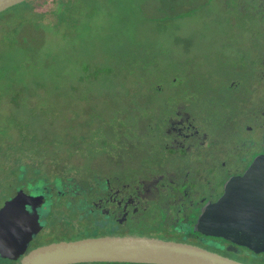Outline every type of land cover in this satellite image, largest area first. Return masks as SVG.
Returning a JSON list of instances; mask_svg holds the SVG:
<instances>
[{
	"label": "rangeland",
	"instance_id": "1",
	"mask_svg": "<svg viewBox=\"0 0 264 264\" xmlns=\"http://www.w3.org/2000/svg\"><path fill=\"white\" fill-rule=\"evenodd\" d=\"M257 2L29 0L1 12L0 129L18 140V123L22 121V131L38 129L35 136L39 134L42 139L30 144L22 139L15 141L14 151L18 153L13 152L12 158L32 160L42 157L38 154L43 150L49 152V158L69 157L78 162V174H85L93 184L98 180L103 187V178L97 175L104 168H113L105 162L107 159H97L94 154L79 165L84 161L83 151L70 150L67 154L66 140L73 148L87 146L86 142L78 144L77 139L82 132L79 122L86 112L91 116L103 110L104 125L113 122L105 129L111 136L113 117L118 124L129 120L131 130L143 127L138 115L146 114V101L166 95L170 103L189 104L195 118L214 132L209 126L225 115L226 101L250 96L257 88L260 93L264 91V80L257 75L264 62V18L259 7L255 8ZM24 19L35 22L18 34L16 28L22 27ZM17 21L21 23L14 27ZM86 94L105 101L88 102ZM56 136L54 146L52 138ZM0 138L1 147L5 139L2 135ZM30 146L40 151H27ZM41 168L46 169L44 165ZM18 180L30 191L39 185L38 178L30 180L26 174ZM59 181L56 178L52 183L65 185ZM12 190L5 177L0 182V205ZM73 200L69 192L57 194L58 203ZM52 208L47 201L43 212L51 211L43 224L49 232L44 231L40 241L65 234L51 217ZM153 208L159 209L153 202L149 213ZM149 222L153 226L157 218L151 216ZM242 260L264 263L248 256Z\"/></svg>",
	"mask_w": 264,
	"mask_h": 264
},
{
	"label": "flooded vegetation",
	"instance_id": "2",
	"mask_svg": "<svg viewBox=\"0 0 264 264\" xmlns=\"http://www.w3.org/2000/svg\"><path fill=\"white\" fill-rule=\"evenodd\" d=\"M257 6L263 19L264 0H258L255 8ZM257 75L263 82L264 62ZM259 91L257 88L250 96L245 94L226 101L225 115L209 126L214 132L197 116L195 118L188 109L189 104L170 103L168 95L146 101V114L138 115L143 127L131 130L129 120L118 124L119 120L112 116L115 121L112 136L105 129L113 122L104 125L103 110L91 116L86 112L79 122L85 139H80L78 144L86 142L87 146L73 148L66 140L68 148L65 150L67 154L70 150L83 151L84 161L79 165L94 154L97 159H107L105 162L113 168H104L97 175L103 178V187L97 184L98 180L93 184L85 174H78V162L74 163L69 157L49 158L48 155L42 160L22 162L18 157L13 159L12 153L17 151L8 149L7 140L11 136L4 131L2 136L6 142L0 147V182L7 177L13 190L4 196L0 205V264H25L33 252L50 244L108 236L164 239L200 246L242 262H246L243 256L262 262L264 251L241 243L245 237L253 238L254 231L233 228L225 234L217 228L235 226L233 211L239 208L220 201L229 185L247 176L264 157V91ZM85 97L88 102L105 101L100 96L86 94ZM161 102L162 108L156 109ZM21 139L30 144L28 138L19 137ZM40 139L38 134L35 140L39 142ZM56 145L57 136L54 138ZM56 151L61 150L57 148ZM161 156L162 159H157ZM66 172L69 173L65 175ZM25 174L30 180H39L32 191L26 190L24 182L18 180ZM56 178L65 185L55 186L52 182ZM20 192L24 196L20 206L23 220L12 205ZM65 192L71 193L74 200L58 203L57 194L62 196ZM247 200L242 196L243 203ZM47 201L53 207L51 217L65 234L40 241L44 231L49 232L43 224L51 211L43 212ZM153 202L159 209L153 208L149 213ZM151 216L157 218L153 226V222H149ZM246 219L248 223L254 217L247 215ZM67 264L159 263L99 259Z\"/></svg>",
	"mask_w": 264,
	"mask_h": 264
},
{
	"label": "water",
	"instance_id": "3",
	"mask_svg": "<svg viewBox=\"0 0 264 264\" xmlns=\"http://www.w3.org/2000/svg\"><path fill=\"white\" fill-rule=\"evenodd\" d=\"M24 1L26 0H0V13ZM256 163L247 176L239 177L229 185L227 194L220 201L239 208V211H233L235 226L221 225L217 228L225 234L233 228L239 231H254L253 238L249 240L245 237L241 243L257 251H264V157ZM242 196L249 200L243 203ZM23 197L20 192L12 201L21 220L23 210L20 206ZM247 215L253 216L254 219L248 220L247 223ZM205 232L210 233L208 230ZM99 259L159 264H250L200 246L140 236H108L54 243L33 252L25 264H67Z\"/></svg>",
	"mask_w": 264,
	"mask_h": 264
},
{
	"label": "trees",
	"instance_id": "4",
	"mask_svg": "<svg viewBox=\"0 0 264 264\" xmlns=\"http://www.w3.org/2000/svg\"><path fill=\"white\" fill-rule=\"evenodd\" d=\"M0 14H2V13H0ZM29 15H34V13H32V12H29ZM23 19V18H22ZM29 22H28V21ZM20 21V20H19ZM19 21H17V22H19ZM17 22H15V24H13V26L15 27V25H17V24H20V23H17ZM33 22H35L34 21V19H24L23 20V25H22V27L19 29L18 27L16 28V31H17V33L18 34H20V33H22L23 31H22V28H24V27H33ZM64 23V22H63ZM25 31V30H24ZM17 34V35H18ZM86 68V67H85ZM15 89H16V87H13L12 88V91H15ZM19 90L20 89H17V94L19 93ZM11 117H13V116H11ZM15 118V117H14ZM16 120H17V118H16ZM17 123H18V120H17ZM18 124H20V132H19V137H24V138H28L29 140V143H31V141H34V143H35V139L37 138V136L38 135H36L35 136V133L37 132V130H36V132H29L27 129H25V131H22V121H21V123H18ZM5 130H3V132H4ZM3 134V133H2ZM1 134V135H2ZM10 136H11V133H10ZM76 136V135H75ZM19 137H18V140H19ZM32 138V139H31ZM1 139V138H0ZM77 139L78 140H82V139H85V136H84V134H80V135H77ZM18 140H14L13 139V137H11V138H8V140H7V147H8V149L9 150H11V151H14L15 149H17V146H16V143H15V141H18ZM40 140H42V139H40ZM52 140H54V138H52ZM91 140V139H90ZM92 141V140H91ZM40 142V141H39ZM33 150H38V151H40L39 149H38V147H36V146H34V147H31L30 146V148H28V150L27 151H33ZM17 153H18V151H17ZM40 155H42V157H33V158H31L32 160H42V158L43 157H45V156H48L49 155V152H47L46 153V151L45 150H43V151H40V153L38 154V156H40ZM25 161V160H24Z\"/></svg>",
	"mask_w": 264,
	"mask_h": 264
}]
</instances>
